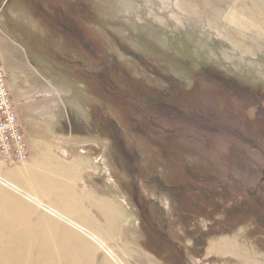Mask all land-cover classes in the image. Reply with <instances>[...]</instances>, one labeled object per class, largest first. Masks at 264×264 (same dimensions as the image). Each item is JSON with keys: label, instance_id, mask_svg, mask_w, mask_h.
Listing matches in <instances>:
<instances>
[{"label": "rangeland", "instance_id": "1", "mask_svg": "<svg viewBox=\"0 0 264 264\" xmlns=\"http://www.w3.org/2000/svg\"><path fill=\"white\" fill-rule=\"evenodd\" d=\"M0 65V264H264V0H0ZM30 141L75 148L88 231Z\"/></svg>", "mask_w": 264, "mask_h": 264}, {"label": "crops", "instance_id": "2", "mask_svg": "<svg viewBox=\"0 0 264 264\" xmlns=\"http://www.w3.org/2000/svg\"><path fill=\"white\" fill-rule=\"evenodd\" d=\"M44 145H48V144H44ZM37 146L38 145L36 144V142L33 141L31 143L30 141L29 143L30 156L26 160L27 164L26 163L24 164L25 172L29 173L30 171L36 168L37 173L39 175L44 176V182L46 183L43 188L44 191L46 190L49 191L50 192L49 194L51 195L49 196L47 195L46 198H42V196L34 195L33 193H29V192L27 193L26 188L23 186L17 185L15 183H11L10 181H6V182H10L14 186L18 187L20 190H24L27 194L35 196L41 204L55 209L62 215L72 214L71 210L72 209L75 210L77 207V204H76L77 201L75 200V196L77 192L78 182L76 181V178H77V174L79 173L78 163H77V152L75 148L74 147L72 148L71 146H66V147L60 146L62 153H57V152H54L53 146H50V145L46 146L48 149H45V151H42V152H39V149ZM0 158H4L3 160H6V158L7 160L9 159V157L7 156L5 157L2 155H0ZM62 172H66L71 182L64 185L62 181L59 180L60 184L57 185L56 184L57 181L55 178H57V176L61 174ZM61 178L65 180L64 176ZM47 184L50 186H48ZM72 189L74 192L72 191ZM62 193H64V195ZM72 193L74 194V202L71 201V199L70 200L66 199L64 202H62L58 200L57 198V197L61 198L60 195L61 196L66 195L67 196L66 198H70L68 195ZM153 264H154V261H153Z\"/></svg>", "mask_w": 264, "mask_h": 264}, {"label": "built area", "instance_id": "3", "mask_svg": "<svg viewBox=\"0 0 264 264\" xmlns=\"http://www.w3.org/2000/svg\"><path fill=\"white\" fill-rule=\"evenodd\" d=\"M8 93L0 65V155L22 160L25 158L26 150L22 137L16 129V114Z\"/></svg>", "mask_w": 264, "mask_h": 264}, {"label": "bare ground", "instance_id": "4", "mask_svg": "<svg viewBox=\"0 0 264 264\" xmlns=\"http://www.w3.org/2000/svg\"><path fill=\"white\" fill-rule=\"evenodd\" d=\"M14 171V170H13ZM17 171V170H16ZM21 172V171H20ZM19 173V172H18ZM15 174H17V173H15ZM24 174V173H23ZM22 174V175H23ZM15 176H19V175H14V177ZM21 176V175H20ZM24 176V175H23ZM19 179V178H18ZM48 185V184H47ZM48 186H50V185H48ZM61 189H63V188H61ZM71 189V188H70ZM57 190V189H56ZM65 190V189H64ZM68 190V189H67ZM61 191V190H60ZM72 191H73V189H72ZM68 192V191H67ZM74 192V191H73ZM66 194H68V193H66ZM77 194V193H76ZM79 195H82V194H79ZM66 196V195H65ZM31 197V196H30ZM61 197V196H60ZM83 197H85V195L83 196ZM62 198V197H61ZM31 199L32 200H34V198L33 197H31ZM71 199V198H70ZM69 199V200H70ZM78 199V198H77ZM81 199V198H80ZM66 200V199H65ZM84 200H87L86 198H84ZM35 201V200H34ZM93 201V200H92ZM98 201H99V199H98ZM105 201V200H104ZM36 202H38V201H36ZM74 202V201H73ZM78 202V201H77ZM77 202H76V204H77ZM88 202V201H87ZM86 202V203H87ZM106 202V201H105ZM56 203V202H55ZM102 203V202H101ZM96 204V203H95ZM109 204V203H108ZM97 205V204H96ZM58 206V205H57ZM65 206V205H64ZM100 207V206H99ZM111 207V206H110ZM108 208V207H107ZM106 208V209H107ZM112 208V207H111ZM110 208V209H111ZM109 209V210H110ZM59 210H61V209H59ZM52 212H54L56 215H58V216H60V219H62L63 221H65V222H67L68 224L70 223V224H72V225H75V226H77L78 228H79V230H84V231H88L87 229H86V227L83 225H81L80 223H74V222H72V220L71 219H69V218H67V217H65V216H63L62 214H60L58 211H56V210H54V211H52ZM103 212V211H102ZM106 212V211H105ZM113 213H114V211H113ZM111 214V213H110ZM121 214V213H120ZM112 215V214H111ZM119 214H117V216H118ZM73 216V215H72ZM119 216H121V215H119ZM105 217V216H104ZM108 217V216H107ZM124 217V216H123ZM120 219V218H119ZM80 220V219H79ZM74 221V220H73ZM78 221V220H77ZM81 221V220H80ZM92 221V220H91ZM123 223H124V219H123ZM90 226V225H89ZM103 232V231H102ZM115 234V233H114ZM100 236V235H99ZM119 236H120V234H119ZM115 237V236H114ZM116 238H118V236H116L115 237V239ZM110 239V238H109ZM114 239V240H115ZM117 241V240H116ZM115 253L117 254V252L115 251ZM120 254V253H119ZM136 256H137V254H136ZM118 262H120L121 264H122V261L121 260H119L117 257H115V256H113ZM103 261V260H102ZM105 261V260H104ZM106 263H108L107 261H105ZM151 263V262H150ZM149 263V264H150Z\"/></svg>", "mask_w": 264, "mask_h": 264}, {"label": "water", "instance_id": "5", "mask_svg": "<svg viewBox=\"0 0 264 264\" xmlns=\"http://www.w3.org/2000/svg\"><path fill=\"white\" fill-rule=\"evenodd\" d=\"M7 1V0H6Z\"/></svg>", "mask_w": 264, "mask_h": 264}]
</instances>
